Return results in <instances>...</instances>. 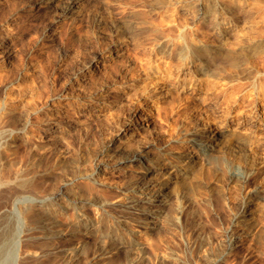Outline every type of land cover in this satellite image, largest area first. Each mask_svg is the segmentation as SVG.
I'll list each match as a JSON object with an SVG mask.
<instances>
[{"label": "rangeland", "instance_id": "obj_1", "mask_svg": "<svg viewBox=\"0 0 264 264\" xmlns=\"http://www.w3.org/2000/svg\"><path fill=\"white\" fill-rule=\"evenodd\" d=\"M70 1L54 6L0 0V54H11L0 79V103H10L11 113L0 120V129L16 128L43 106L96 85L129 82L133 91L103 122L88 115L96 97L66 140H55L41 157L25 139L5 143L0 163L11 181L0 190V208L12 217L16 210L15 225L24 232L18 249L7 244V264H54L58 254L60 262L72 264H264V132L244 141L226 132L205 152L203 144H193L200 151L191 170L182 164L169 168L176 165L173 157L158 173L160 181L173 174L165 205L154 195L137 202L141 167L123 160L131 148L151 142L164 147L170 134L184 129L220 127L241 113L264 118V0H202L199 12L191 9L201 0H74L77 9L67 15L63 6ZM207 44L226 51L217 58ZM188 55L199 58L191 70ZM159 67L168 71L165 79L157 77ZM148 113V126L116 142L120 146L112 142L125 135L116 130L119 121ZM33 120L43 121L37 115ZM112 143L117 151L105 157ZM84 161L96 163L95 173L88 171L105 184L76 179L72 166ZM72 180L69 195L60 194ZM124 191L126 202H118ZM246 204L249 210L240 218ZM142 208L151 211L147 220L138 215ZM159 211L164 222L158 229ZM40 223L58 232L55 245L42 237Z\"/></svg>", "mask_w": 264, "mask_h": 264}, {"label": "bare ground", "instance_id": "obj_2", "mask_svg": "<svg viewBox=\"0 0 264 264\" xmlns=\"http://www.w3.org/2000/svg\"><path fill=\"white\" fill-rule=\"evenodd\" d=\"M60 1L61 0H42V3H48L50 5L57 6L60 4ZM202 4L203 2L201 0L199 2V8L198 9L192 8L191 11L199 12L200 9L202 8ZM76 9H77V3L74 2V0L68 3H65L63 6V11L67 15L74 13ZM114 45L115 47L114 48L112 47L111 49L114 52H119V49H118L119 42L115 43ZM206 47L209 52L214 51L216 54L215 56L217 58L223 55L226 51V47L224 45L214 46L213 44H207ZM111 49L109 48V51L113 52ZM8 52L6 51L5 53L0 54L1 82L4 79V76H5L4 72L8 66L7 58L9 57V55H11V54H8ZM104 53H107L106 56H108V52L105 51L103 52V54ZM188 56H190L189 61L191 64L189 65V68L191 70L192 66L197 65L199 58H196L195 56H191V55H188ZM101 59L105 60V57H102ZM207 65L208 64H206V66ZM202 68L205 69L203 66ZM21 70H22L21 76L27 78L29 76L28 72H26L24 67H22ZM82 72H84V69ZM167 76H168V71L166 69H162V67H159L157 70V77L159 79H165ZM187 87L190 89L191 92H194V89L192 86H184L183 89L185 88L187 89ZM132 91H133L132 83L121 82L115 85H111V84L96 85L94 89L88 93L72 92L71 94H66L63 96V99H64L63 101H61L60 103L56 105L48 104V105L43 106L42 108L33 112L28 117L27 120L22 121L20 124L16 125V128L15 127L12 128L10 125L7 126L6 124H5L6 126L5 125L2 126V128L0 129V151L4 148V146L6 145L5 143L8 142L9 138L13 137L16 144H20L23 139L28 141L27 143L31 144L32 152L35 155L37 156L39 155V157H41L43 155L44 149L47 148V146L49 147L50 144L54 143L55 140L57 141L66 140V136L68 132L71 129H73L75 124L80 120L79 118H80L81 111L85 110V108H87L89 104L93 103L96 97H97V100L96 102L94 101V106L90 109L88 115L96 116L100 121L103 122L104 119L110 118L111 114L113 113L114 109H116V106L119 103L128 99L131 96ZM256 95L258 98H260L261 97L260 91H258ZM73 103H74V107H71ZM143 105L144 103L142 102L140 106H143ZM145 107L148 108L149 106H145ZM9 113H11V105L10 103H7L6 100H4L2 103H0V120H2L6 115H9ZM34 115L40 116L41 119H43V121L38 122V123L35 122L33 120ZM151 118H152V115L148 113L147 115L141 114L140 118L138 119H135L132 116V118L127 120L125 123H121L119 121L117 123L118 126L116 130L119 131L121 129H124L125 135L122 138H119L118 140L115 136H113L111 138L112 142L116 144V142H119L121 139L125 141L129 137L131 136L133 137L135 132L140 131L143 128H145V126L149 125ZM184 130H185L184 132L177 134L176 136L174 134H170V139H169L170 142L165 144L164 147L157 148L155 146V143L151 144L153 143L151 142L150 144L148 143L149 145L146 147L137 146V147H134L133 149L131 148V153H132L131 156L129 155L124 156L125 158L120 156L121 160L122 158L123 160L126 159L127 161H131L132 164L139 165L141 167L142 182H140V184L138 183L139 185H138L137 193L140 197L139 199H137L138 197L136 198L137 202H150L151 201L150 196L154 195L155 197L152 200H160L161 203H163L164 205L167 204L169 201V197H170L168 181L171 179L173 174L169 171L168 173H166V177L162 178L163 181H160L161 179L159 180L158 173L162 172L163 169H165L166 167H168L169 164L172 163L173 157H176V159L174 160L176 165L173 163L174 165L173 164L172 166L170 165L169 168H175V166L177 168L178 165L182 164L184 170L194 169L198 165L197 157H198L200 148L194 147L195 149H193V146H194L193 144L195 143L203 144L201 151L205 152L208 149V145L215 146L223 138L226 132H230L232 138L235 139L236 141H244L245 139L248 138L249 134L256 133L258 131L264 132V118L258 117V115L249 116L248 114L241 113L237 121H235L233 117L229 118L220 127L219 126L213 127V126H209L205 124L202 127H198L194 131H191L190 129L189 130L184 129ZM113 143L110 144V146L106 147V149H104V151L102 152L104 156L109 155V154H110L109 156H111L112 155L111 151L116 150V148L112 147L114 145ZM120 145H117V146H120ZM176 148L177 150L181 148L182 150H184V152L181 153L179 152V150L174 151ZM176 152L178 153V155H175ZM98 163H101V162L99 161ZM95 164L96 163H93V162L88 163L84 161L83 163H77L75 165L73 164L71 170L74 172V174H76L75 175L76 179H78L77 177H80V178L90 177V179L94 183H98V184L104 183L105 184L106 183L104 181L105 179H103L101 175L98 174L96 176H93V173H91V172L95 173V170H96ZM89 168H91L90 170H92L90 173L88 171ZM5 169H6V166L3 163H0V190L8 186V184L11 181L10 179L11 177H9L8 173L4 171ZM129 169L131 168H124V171H129ZM104 172L105 170H101L100 173H104ZM70 177H73V176H70ZM73 181L74 180L68 181V182L66 181V183L64 182L65 184L59 190L60 194L69 195L68 194L70 193L69 188L71 184L74 183ZM135 187H137V185ZM177 188H180V187H177ZM133 191H134V187H133ZM125 194H126L125 191L122 192V194L119 195L117 201L125 203L126 197H127ZM77 195H78L77 193L73 195L75 196L74 197L75 199H77L78 197ZM136 199H135V202H136ZM70 200L75 201L74 199H70ZM133 205L134 203L132 204V206ZM141 210L142 211L139 212L138 215L143 220L144 219L147 220L149 218L148 217L149 213L151 212L150 209L142 208ZM248 210H249V206H247L246 204V206L243 207L242 212H240L241 215H239V217L243 216ZM154 211H158V210H154ZM14 213H15L14 217L9 216L6 208H3V207L0 208V264H7V256L5 255L7 244H11V245L14 244L16 245V248L18 249L20 239L24 235L23 228L15 225L19 217L18 218L16 217V215L18 216V213L16 212V210ZM155 217L156 219H154V221H156V223L159 225L157 226L159 229L164 222L163 214L159 211ZM239 222L241 221H237L236 225ZM39 229H40L39 232L41 233V235L43 234L42 237L44 236V238L49 240L48 243L50 245L54 244L55 240H57V238L60 236L59 234H57L58 232H55L53 230V225L50 226L45 223L44 224L40 223ZM58 256L60 255L58 254ZM58 256L54 264H63V263L72 264V262H68V261L67 263H65L66 260L65 262H60L58 258H62V257L61 256L58 257Z\"/></svg>", "mask_w": 264, "mask_h": 264}]
</instances>
